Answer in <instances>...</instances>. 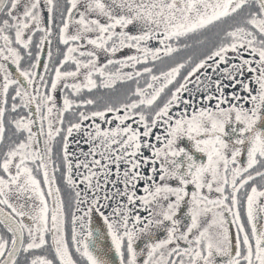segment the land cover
<instances>
[{"label": "snow or ice", "instance_id": "1", "mask_svg": "<svg viewBox=\"0 0 264 264\" xmlns=\"http://www.w3.org/2000/svg\"><path fill=\"white\" fill-rule=\"evenodd\" d=\"M0 264H264V0H0Z\"/></svg>", "mask_w": 264, "mask_h": 264}]
</instances>
